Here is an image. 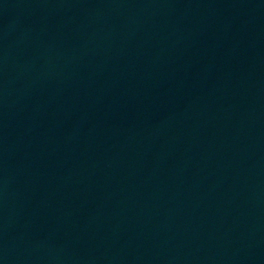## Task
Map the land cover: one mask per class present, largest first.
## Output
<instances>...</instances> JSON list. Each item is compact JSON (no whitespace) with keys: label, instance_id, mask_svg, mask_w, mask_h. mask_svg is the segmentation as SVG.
<instances>
[{"label":"water","instance_id":"water-1","mask_svg":"<svg viewBox=\"0 0 264 264\" xmlns=\"http://www.w3.org/2000/svg\"><path fill=\"white\" fill-rule=\"evenodd\" d=\"M0 264H264V0H0Z\"/></svg>","mask_w":264,"mask_h":264}]
</instances>
